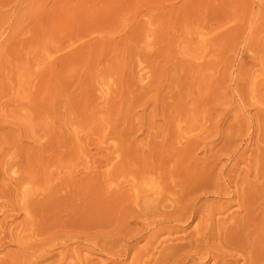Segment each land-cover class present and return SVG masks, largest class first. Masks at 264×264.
I'll return each instance as SVG.
<instances>
[{
  "label": "rangeland",
  "instance_id": "obj_1",
  "mask_svg": "<svg viewBox=\"0 0 264 264\" xmlns=\"http://www.w3.org/2000/svg\"><path fill=\"white\" fill-rule=\"evenodd\" d=\"M262 180L264 0H0V264H264Z\"/></svg>",
  "mask_w": 264,
  "mask_h": 264
},
{
  "label": "bare ground",
  "instance_id": "obj_2",
  "mask_svg": "<svg viewBox=\"0 0 264 264\" xmlns=\"http://www.w3.org/2000/svg\"><path fill=\"white\" fill-rule=\"evenodd\" d=\"M186 135H187V134H186ZM188 137H189V136H188ZM191 137H192V136H191ZM193 137H194V136H193ZM193 137H192V138H193ZM198 137H199V136H198ZM198 137H197V138H198ZM175 138H176V137H175ZM181 138H182V137H181ZM189 138H190V137H189ZM195 138H196V137H195ZM200 138H201V137H200ZM200 138H199V139H200ZM179 139H180V137H179ZM186 139H187V137H186ZM186 139H185V140H186ZM169 140H170V139H169ZM181 140H182V139H181ZM187 140H188V139H187ZM190 140H191V139H190ZM193 140H194V139H193ZM204 140H205V139H204ZM174 141H175V140H174ZM178 141H180V140H178ZM182 141H183V140H182ZM171 142H172V141H171ZM202 142H203V141H202ZM183 143H185V142H183ZM186 143H187V142H186ZM188 143H189V142H188ZM191 143H192V141H191ZM165 144H166V143H165ZM168 144H169V143H168ZM171 144H172V143H171ZM203 144H204V143H203ZM182 145H183V144H182ZM185 145H186V144H185ZM185 145H184V147H185ZM194 145H195V144H194ZM189 146H190V145H189ZM198 146H199V145H198ZM171 147H172V146H171ZM175 147H176V146H175ZM192 147H193V146H192ZM169 150H170V149H169ZM182 150L185 151L186 149L183 148ZM149 151H150V150H149ZM195 151H196V150H195ZM195 151H194V152H195ZM151 152H152V151H151ZM162 152H163V151H162ZM164 152H165V151H164ZM178 152L180 153V151H178ZM208 152H209V151H208ZM187 153H188V152H187ZM190 153H191V151H190ZM172 154H173V153H172ZM172 154H171V155H172ZM182 154H184V152L181 153V155H182ZM210 154H211V153H210ZM161 155H162V154H161ZM176 155H177V154H176ZM178 155H179V154H178ZM178 155H177V156H178ZM181 155H180V158H182ZM215 155H216V154H215ZM174 156H175V155H174ZM174 156H173V157H174ZM194 156H195V155H194ZM206 156H207V155H206ZM167 157H168V156H167ZM186 158H187V155H186ZM190 158H191V157H190ZM211 158H212V157H211ZM214 158H215V157H214ZM164 159H165V158H164ZM184 159H185V158H184ZM168 160H170V159H168ZM175 160H176V159H175ZM186 160H189V159H186ZM196 160H197V159H196ZM173 161H174V160H173ZM176 161H177V160H176ZM197 161H198V160H197ZM197 161H196V162H197ZM178 162H179V160H178ZM192 162H194V161H192ZM209 162H210V161H209ZM161 163H162V162H161ZM176 163H177V162H176ZM184 163H185V162H183V164H184ZM186 163H187V162H186ZM197 163H198V162H197ZM197 163H196V164H197ZM187 164H188V163H187ZM212 164H213V163H212ZM155 165H156V164H155ZM164 165H165V163H164ZM172 165H174V164H172ZM189 165H190V164H189ZM205 165H206V161H205ZM205 165L202 166V167L204 168ZM235 165H236V163H235ZM260 165H261V164H260ZM148 166H149V165H148ZM167 166H168V165H167ZM169 166H170V165H169ZM180 166H182V165H180ZM144 167H147V166L144 165ZM156 167H157V166H156ZM160 167H161V166H160ZM170 167H171V166H170ZM175 167H176V166H175ZM184 167H186V166H184ZM200 167H201V166H200ZM221 167H222V166H221ZM127 168H128V167H127ZM173 168H174V167H173ZM176 168H177V167H176ZM176 168H175V169H176ZM197 168H198V167H197ZM197 168H196V170H197ZM205 168H206V167H205ZM146 169H147V168H146ZM164 169H165V168H164ZM164 169H163V170H164ZM179 169H180V168H179ZM181 169H182V168H181ZM192 169H193V168H192ZM212 169H213V168H212ZM124 170H125V169H124ZM140 170H141V169H140ZM150 170H151V169H150ZM157 170H158V169H157ZM215 170H216V169H215ZM134 171H135V170H134ZM155 171H156V170H155ZM164 171H165V170H164ZM180 171H181V170H180ZM204 171H205V170H204ZM170 172H171V171H170ZM178 172H179V171H178ZM185 172L188 173L189 171H186V170L184 169V173H185ZM191 172H192V171H191ZM191 172H190V173H191ZM196 172H197V171H196ZM206 172H207V171H206ZM259 172H260V171H259ZM144 173H145V170H144ZM148 173H150V172L148 171ZM148 173H147V176H148ZM156 173H157V172H156ZM173 173H174V171H173ZM212 173H213V172H212ZM255 173H256V172H255ZM255 173H254V174H255ZM29 174H30V173H29ZM152 174H153V173H152ZM159 174H160V172H159ZM168 174H169V173H168ZM171 174H172V173H171ZM171 174H170V175H171ZM179 174H180V173H179ZM182 174H183V173H182ZM191 174H192V173H191ZM191 174H190V175H191ZM204 174H205V172H204ZM247 174H248V173H247ZM247 174H246V175H247ZM30 175H31V174H30ZM140 175H141V174H140ZM140 175H139V176H140ZM145 175H146V174H145ZM157 175H158V174H157ZM170 175H169V177H170ZM175 175H176V173H175ZM208 175H210V174H208ZM142 176H144V175H142ZM150 176H151V174H150ZM155 176H156V175H155ZM199 176H200V175H199ZM218 176H219V175H218ZM244 176H245V175H244ZM29 177H30V176H29ZM45 177H46V176H45ZM151 177H152V176H151ZM153 177H154V175H153ZM161 177H162V176H161ZM161 177L158 176V178H161ZM169 177H168V178H169ZM173 177H174V176H173ZM178 177H180L179 180H178L177 176H176L177 180L172 178L173 183L170 182V184H166V183L164 184V183L158 182L159 180H157V179H154V181H153V180L150 181V183H153V184H154V185H149V188H151L150 186L154 187V188H153V189H154V190H153V195H154V194H155V195L153 196L152 193H151V196H153L154 198H155V196H156V199H153V201L155 200V202H154V205H155V206L152 205V204H153V203H152L153 201L150 202L151 204H148L149 202L146 204L147 201H144V204H146V206H148V205H149V206L152 205L153 208H155V210H156V208H157L158 211L161 210V212H162V211H166V212H167V211L169 210V213H170V214H171V212H172V213H173V212H176L175 214H177V212H178L177 210H180V214H179V215H181V218H180V219H182V220L190 219L191 216L197 217V214H198V212H199V211H198L199 208L196 209L195 206H194L193 208H187V206H186V209H178L179 207L182 208V207L180 206V204L178 205V203L181 202V198L183 197V196L181 197L180 195H184V193H185V192L187 191V189H188L187 183H188L189 181H192V179H190L189 177H187L185 174H184V175H178ZM129 178H130V176H129ZM134 178H137V177H134ZM139 178H140V177H139ZM144 178H146V177L144 176ZM144 178H143V179L141 178V179L144 181V180H145ZM155 178H156V177H155ZM163 178H164V177H163ZM165 178H166V177H165ZM165 178H164V179H165ZM181 178H182V179H181ZM192 178H193V175H192ZM195 178H196V177H195ZM219 178H220V177H219ZM227 178H228V177H227ZM255 178H256V177H255ZM29 179H30V178H29ZM151 179H153V178H151ZM164 179H162V180H164ZM170 179H171V177H170ZM203 179H204V178H202V180H203ZM206 179H207V178H206ZM238 179H239V178H238ZM8 180H9V179H8ZM8 180H7V181H8ZM134 180H135V179H134ZM155 180H157V182H155ZM165 180H166V179H165ZM200 180H201V179H200ZM235 180H237V179H235ZM11 181H12V180H11ZM131 181H132V180H131ZM138 181H139V180H138ZM148 181H149V180H148ZM203 181H204V180H203ZM205 181H206V180H205ZM212 181H213V180H212ZM237 181H238V180H237ZM262 181H264V180H262ZM135 182H137V181H135ZM139 182H140V181H139ZM141 182H142V181H141ZM141 182H140V184H142ZM167 182H168V181H167ZM196 182L199 183L198 180H196ZM200 182H201V181H200ZM206 182H207V181H206ZM213 182H214V181H213ZM219 182H220V181H219ZM238 182H239V181H238ZM243 182H244V181H243ZM252 182H253V181H252ZM145 183H147V182L145 181ZM194 183H195V182H194ZM194 183H192L193 186H195ZM210 183H211V182H210ZM220 183H221V182H220ZM255 183H256V182H255ZM260 183H261V182H260ZM118 184H119V183H118ZM127 184H128V182H127ZM129 184H130V183H129ZM136 184H137V183H136ZM148 184H149V183H148ZM6 185H7V184H6ZM11 185H12V184H11ZM143 185L145 186L144 183H143ZM188 185H190V184H188ZM214 185H215V184H214ZM226 185H227V184H226ZM237 185H238V184H237ZM259 185H260V184H259ZM134 186H135V185H134ZM144 186H141V187H144ZM197 186H199V185H197ZM222 186H223V185H222ZM243 186H244V183H243ZM14 187H15V186H14ZM141 187H140V188H141ZM147 187H148V185H147ZM147 187H146V188H147ZM191 187H192V186H191ZM202 187H203V186H202ZM202 187H201V188H202ZM211 187H212V186H211ZM223 187H224V186H223ZM244 187H245V186H244ZM244 187H243V188H244ZM17 188H18V187H17ZM55 188H56V187H55ZM115 188H116V187H115ZM118 188H119V187H118ZM127 188H128V187H127ZM138 188H139V187H138ZM138 188H135V189H138ZM146 188H144V189L142 190V192H141V190H140V192H141V197L143 196V198L146 197V196H148V195H149V192L151 191V190L148 191V190H147L148 188H147V189H146ZM189 188H190V186H189ZM201 188H200V189H201ZM204 188L207 189V186L204 187ZM209 188H210V187H209ZM218 188H219V186H218ZM243 188H242V189H243ZM250 188H251V187H250ZM258 188H259V187H258ZM9 189H10V188H9ZM15 189H16V188H15ZM58 189H59V188H58ZM116 189H117V188H116ZM131 189H133V186H132ZM151 189H152V188H151ZM195 189H196V188H195ZM195 189H194V190H195ZM211 189H212V188H211ZM247 189H248V188H247ZM60 190H61V189H60ZM114 190H115V189H114ZM119 190H120V188H119ZM138 190H139V189H138ZM138 190H136V191H138ZM189 190H190V189H189ZM189 190H188V191H189ZM208 190H209V189H208ZM254 190H255V189H254ZM129 191H130V190H129ZM196 191H197V190H196ZM215 191H216V190H215ZM248 191H249V190H248ZM251 191H252V190H251ZM15 192H16V191H15ZM47 192H48V191H47ZM56 192H57V191H56ZM120 192H121V191H120ZM134 192H135V191H134ZM138 192H139V191H138ZM140 192H139V194H140ZM207 192H208V191H207ZM122 193H123V192H122ZM126 193H127V191H126ZM130 193H131V191H130ZM132 193H133V192H132ZM132 193H131V194H132ZM191 193H194V191H192V192L190 191V194H189L190 196H192ZM201 193H202V192H201ZM213 193H214V192H213ZM248 193H250V192H248ZM260 193H261V192H260ZM123 194H124V193H123ZM134 194H135V193H134ZM136 194H137V193H136ZM187 194H188V193H187ZM226 194H227V193H226ZM241 194H242V193H241ZM244 194H245V193H244ZM258 194H259V192H258ZM262 194H264V193H262ZM51 195H53V194H51ZM189 195H187V196H189ZM203 195H204V194H203ZM223 195H224V194H223ZM252 195H253V194H252ZM130 196H131V195H130ZM137 196H139V195H137ZM151 196H150V199L153 198V197H151ZM215 196H216V195H215ZM233 196H234V195H233ZM243 196H244V195H243ZM260 196H261V195H260ZM48 197H49V196H48ZM92 197H93V196H92ZM131 197H132V196H131ZM239 197H240V195H239ZM245 197H246V196H245ZM254 197H257V196H254ZM261 197H262V196H261ZM132 198H133V197H132ZM135 198H136V195H135ZM146 198H147V197H146ZM148 198H149V197H148ZM183 198H184V197H183ZM203 198H204V197H203ZM250 198H251V197H250ZM24 199H25V198H24ZM24 199H23V200H24ZM89 199H90V198H89ZM112 199H113V198H112ZM139 199H140V196H139ZM139 199H138V200H139ZM144 199H145V198H144ZM187 199H188V198L186 197V201H187ZM206 199H207V198H206ZM122 200H123V199H122ZM129 200H130V199H129ZM138 200H137L136 203L139 204V202L142 201V198H141V201L139 200V202H138ZM145 200H146V199H145ZM239 200H241V199H239ZM246 200H247V199H246ZM260 200H261V198H260ZM44 201H45V200H44ZM61 201H62V199H61ZM87 201H88V200H87ZM90 201H91V200H90ZM134 201H136V199H135ZM148 201H149V199H148ZM258 201H259V200H258ZM258 201H257V202H258ZM30 202H31V201H30ZM32 202H33V201H32ZM191 202H193V201L191 200ZM197 202H198V201H197ZM211 202H213V201H211ZM225 202H226V201H225ZM188 203H189V202H188ZM229 203H230V202H229ZM255 203H256V202H255ZM47 204H48V203H47ZM129 204H131V203H129ZM138 204H136V205L138 206ZM184 204L186 205V203H183V205H184ZM209 204H210V203H209ZM227 204H228V203H227ZM22 205H23V204H22ZM136 205H135V206H136ZM142 205H143V202H142ZM142 205H140V206H142ZM188 205H189V204H188ZM191 205H192V204H191ZM215 205H216V204H215ZM221 205H223V204H221ZM249 205H250V204H249ZM249 205H248V206H249ZM252 205H253V204H252ZM84 206H85V205H84ZM115 206H116V205H115ZM125 206L127 207V205H125ZM135 206H134V207H135ZM140 206H138V207H140ZM178 206H179V207H178ZM205 206H206V205H205ZM223 206H225V205H223ZM238 206H239V205H238ZM248 206H247V207H248ZM132 207H133V205H132ZM183 207H184V206H183ZM189 207H190V206H189ZM191 207H192V206H191ZM196 207H197V206H196ZM211 207H213V206H211ZM219 207H220V206H219ZM242 207H243V206H242ZM256 207H257V206H256ZM151 208H152V207H151ZM153 208H152V209H153ZM201 208H202V207H201ZM237 208H238V207H237ZM237 208H236V209H237ZM254 208H255V207H254ZM118 209H119V208H118ZM136 209H137V208H136ZM138 209H139V208H138ZM148 209H149V208H148ZM148 209H147V210H148ZM152 209H151V210H152ZM216 209H217V208H216ZM216 209H215V211H216ZM250 209H252V207H251ZM54 210H55V209H54ZM121 210H122V209H121ZM124 210H125V209H124ZM131 210H132V208H131ZM141 210H143V209L141 208ZM205 210H206V209H205ZM219 210H220V208H219ZM221 210H222V209H221ZM223 210H224V208H223ZM245 210H246V209H245ZM40 211H41V210H40ZM115 211H116V210H115ZM143 211H144V210H143ZM149 211H150V209H149ZM153 211H154V209H153ZM212 211H214V210H212ZM235 211H236V210H235ZM248 211H249V210H248ZM251 211H252V210H251ZM56 212H57V211H56ZM132 212H133V211H132ZM151 212H152V211H151ZM155 212H156V211H155ZM166 212H164V214H165ZM200 212H201V211H200ZM208 212H209V211H208ZM210 212H211V211H210ZM219 212H221V211H219ZM246 212H247V211H246ZM249 212H250V211H249ZM116 213H117V212H116ZM126 213H127V212H126ZM144 213H146V212H144ZM147 213H148V212H147ZM149 213H150V212H149ZM169 213H168V215H169ZM178 213H179V212H178ZM202 213H203V212H202ZM205 213H206V212H205ZM232 213H233V212H232ZM236 213H237V212H236ZM255 213H256V212H255ZM258 213H260V212H258ZM262 213H264V212H262ZM28 214H29V213H28ZM30 214H31V213H30ZM118 214H119V213H118ZM131 214H133V213H131ZM138 214H139V213H138ZM140 214H141V213H140ZM142 214H143V213H142ZM161 214H162V213H161ZM175 214H174L173 216H175ZM239 214H240V213H239ZM247 214H248V213H247ZM60 215H61V214H60ZM119 215H120V214H119ZM144 215H145V214H144ZM146 215H147V214H146ZM158 215H159V214H158ZM179 215H178V216H179ZM207 215H209V214H207ZM218 215H219V214H218ZM237 215H238V214H237ZM245 215H246V214H245ZM254 215H255V214H254ZM45 216H46V215H45ZM121 216H122V214H121ZM124 216H127V215L124 214ZM132 216H133V215H132ZM154 216H155V215H154ZM171 216H172V214H171ZM173 216H172V217H173ZM178 216H177V219L180 217V216H179V217H178ZM200 216H201V215H200ZM200 216H199V217H200ZM211 216H212V215H211ZM216 216H217V215H216ZM224 216H225V215H224ZM249 216H250V215H249ZM42 217H43V216H42ZM114 217H115V216H114ZM144 217H146V216H144ZM148 217H149V216H148ZM167 217H168V216H167ZM167 217H166V219H167ZM172 217H170V218H172ZM185 217H186V218H185ZM208 217H209V216H208ZM220 217H221V216H220ZM231 217H232V216H231ZM241 217H242V216H241ZM247 217H248V216H247ZM252 217H253V215H252ZM262 217H264V216H262ZM50 218H51V216H50ZM140 218H141V217H140ZM140 218H139V219H140ZM184 218H185V219H184ZM197 218H198V217H197ZM28 219H29V218H28ZM40 219H41V218H40ZM48 219H49V218H48ZM78 219H79V218H78ZM120 219H121V218H120ZM146 219H147V218H146ZM146 219H145V220H146ZM172 219H173V218H172ZM209 219L212 220V218H210V217H209ZM215 219H216V218H215ZM227 219H228V218H227ZM229 219H230V218H229ZM245 219H246V218H245ZM250 219H251V218H250ZM31 220H32V219H31ZM44 220H45V218H44ZM46 220H47V219H46ZM123 220H124V219H123ZM126 220H127V219H126ZM129 220H130V219H129ZM134 220H135V219H134ZM136 220H137V219H136ZM153 220H154V218H153ZM159 220H160V219H159ZM173 220H176V219H173ZM199 220H202V219H199ZM47 221H48V220H47ZM53 221H54V220H53ZM177 221H178V220H177ZM189 221H190V220H189ZM202 221H203V220H202ZM202 221H201V222H202ZM217 221H218V220H217ZM220 221H222V220H220ZM234 221H235V220H234ZM236 221H237V220H236ZM249 221H250V220H249ZM253 221H256V220H253ZM29 222H30V221H29ZM34 222H36V221L34 220ZM136 222H137V221H136ZM147 222H149V221H147ZM174 222H175V221H174ZM180 222H181V221H180ZM237 222H238V221H237ZM245 222H246V221H245ZM124 223H125V222H124ZM126 223H127V221H126ZM159 223H160V222H159ZM182 223H183V222H182ZM229 223H230V222H229ZM35 224H36V223H35ZM200 224H201V223H200ZM232 224H233V223H232ZM246 224H247V223H246ZM130 225H131V223H130ZM161 225H162V224H161ZM178 225H179V224H178ZM194 225H195V224H194ZM198 225H199V223H198ZM202 225H203V224H202ZM217 225H219V224H217ZM226 225H227V224H226ZM237 225H239V224H237ZM240 225H241V224H240ZM35 226H36V225H35ZM141 226H143V225L141 224ZM150 226H151V225H150ZM170 226H171V225H170ZM175 226H176V225H175ZM185 226H186V225H185ZM205 226H206V225H205ZM222 226H223V225H222ZM255 226H256V225H255ZM255 226H254V229H256ZM261 226H262V225H261ZM32 227H33V226H32ZM36 227H39V226H36ZM36 227H35V228H36ZM60 227H61V226H60ZM126 227H127V225H126ZM128 227H129V226H128ZM128 227H127V230H128V231H129V230L131 231V229H128ZM132 227H133V226H132ZM135 227H136V226H135ZM137 227H138V226H137ZM137 227H136V229H137ZM153 227H154V226H153ZM171 227H172V226H171ZM177 227H178V226H177ZM196 227L198 228L199 226L196 225ZM213 227H214V226H213ZM220 227H221V226H220ZM232 227H233V226H231V228H232ZM237 227H238V226H237ZM240 227H241V226H240ZM250 227H251V226H250ZM258 227H259V225H258ZM48 228H49V227H48ZM54 228H55V227H54ZM129 228H130V227H129ZM139 228H140V227H139ZM142 228H143V227H142ZM146 228H148V227H146ZM165 228H166V227H164V230H165ZM168 228H170V227L168 226ZM168 228H166V229H168ZM197 228H196V229H197ZM199 228H200V227H199ZM248 228H249V227H248ZM37 229H38V228H37ZM49 229H50V228H49ZM144 229H145V228H144ZM149 229H150V227H149ZM152 229H153V228H152ZM154 229H155V228H154ZM174 229H175V228H174ZM174 229H172V230H174ZM192 229H193V228H192ZM202 229H203V228H202ZM232 229H233V228H232ZM235 229H236V228H235ZM238 229H239V228H238ZM242 229H243V228H242ZM244 229H245V227H244ZM32 230H33V229H32ZM44 230H45V229H44ZM58 230H60V229H58ZM61 230H62V228H61ZM122 230H123V229H122ZM161 230H163V229H161ZM164 230H163V231H164ZM198 230H199V229H198ZM219 230H220V229H219ZM229 230H230V229H229ZM246 230H247V229H246ZM260 230H261V229H260ZM33 231H35V229H34ZM33 231H32V232H33ZM45 231H47V230H45ZM45 231H44V232H45ZM128 231H127V232H128ZM159 231H160V230H159ZM190 231H191V230H190ZM192 231H193V230H192ZM208 231H209V230H208ZM210 231H211V230H210ZM222 231H223V230H222ZM225 231H226V230H225ZM48 232H49V231H48ZM52 232H53V231H51V233H52ZM55 232H56V231H55ZM55 232H54V233H55ZM61 232H62V231H61ZM61 232H59V233L61 234ZM124 232H125V231H124ZM143 232H144V230H143ZM166 232H167V230H166ZM170 232H171V231H170ZM170 232H169V233H170ZM188 232H189V231H188ZM198 232H199V231H198ZM200 232H201V231H200ZM213 232H214V231H213ZM217 232H218V231H217ZM234 232H235V231H234ZM257 232H258V231H257ZM26 233H27V232H26ZM35 233H36V232H35ZM54 233H53V234H54ZM57 233H58V231H57ZM59 233H58V235L60 236ZM141 233H142V232H141ZM158 233H159V232H158ZM180 233H181V232H180ZM185 233H186V232H185ZM205 233H206V232H205ZM223 233H224V232H223ZM228 233H229V232H228ZM250 233H251V232H250ZM33 234H34V233H33ZM36 234H37V233H36ZM40 234H41V233H40ZM150 234H152V233H150ZM156 234H157V233H156ZM190 234H191V233H190ZM195 234H196V233H195ZM208 234H211V233H208ZM255 234H256V233H255ZM259 234H260V233H259ZM26 235H27V234H26ZM26 235H25V236H26ZM125 235H126V234H125ZM128 235H130V234H128ZM128 235H127V236H128ZM134 235H135V234H134ZM143 235H144V234H143ZM178 235H179V234H178ZM181 235H182V233H181ZM242 235H243V234H242ZM244 235H245V234H244ZM256 235H257V234H256ZM17 236H18V235H17ZM41 236H42V234H41ZM50 236H51V238H53L52 235H50ZM54 236H57V234L54 235ZM117 236H119V235H117ZM132 236H133V235H132ZM167 236H169V235H167ZM183 236H184V235H183ZM186 236H187V234H186ZM206 236H207V235H206ZM210 236H212V234H211ZM210 236H209V237H210ZM217 236H218V234H217ZM230 236H231V235H230ZM230 236H229V237H230ZM234 236H235V235H234ZM236 236H238V235L236 234ZM259 236H260V235H258V238H260V240H261V237H259ZM42 237H43V236H42ZM42 237H41V238H42ZM60 237H62V235H61ZM149 237H151V236H149ZM170 237H171V236H170ZM200 237H201V236H200ZM244 237H245V236H244ZM247 237H248V236H247ZM247 237H246V238H247ZM251 237H252V236H251ZM39 238H40V237H39ZM44 238H45V236H44ZM139 238H140V237H139ZM160 238H161V237H160ZM163 238H164V237H163ZM174 238H175V237H174ZM178 238H179V237H178ZM194 238H195V237H194ZM202 238H203V237H202ZM253 238H254V237H253ZM262 238H264V237H262ZM19 239H20V238H19ZM19 239H18V240H19ZM21 239H22V236H21ZM21 239H20V240H21ZM25 239H26V238H25ZM29 239H30V238H29ZM29 239H28V240H29ZM34 239H35V238H34ZM37 239H38V238H36V241H37ZM112 239H113V238H112ZM151 239H152V238H151ZM168 239H169V238H168ZM186 239H188V238H186ZM192 239H193V238H192ZM195 239H196V238H195ZM197 239H198V238H197ZM210 239H211V238H210ZM214 239H216V238H214ZM221 239H222V237H221ZM223 239H224V238H223ZM230 239H231V237H230ZM240 239H241V238H240ZM242 239H243V238H242ZM255 239H256V238H255ZM44 240H45V239H44ZM58 240H59V238H58ZM127 240H128V239H127ZM137 240H138V239H137ZM148 240H149V239H148ZM153 240H154V239H153ZM161 240H162V239H160V241H161ZM166 240H167V239H166ZM181 240H182V239H181ZM189 240H190V239H189ZM200 240H201V239H200ZM205 240H206V239H205ZM217 240H218V239H217ZM248 240H249V239H248ZM253 240H254V239H253ZM260 240H259V241H260ZM40 241H41V239H40ZM40 241H38V243H39ZM46 241H48V239H47ZM50 241H51V239H50ZM146 241H147V239H146ZM168 241L171 242V240H168ZM172 241H173V240H172ZM174 241H175V240H174ZM179 241H180V240H179ZM182 241H183V240H182ZM191 241H192V240H191ZM219 241H220V237H219ZM229 241H230V240H229ZM244 241H245V240H244ZM249 241H250V240H249ZM257 241H258V240H257ZM259 241H258V242H259ZM262 241H264V240H262ZM21 242H22V241H21ZM21 242H20V243H21ZM158 242H159V240H158ZM176 242H177V241H176ZM180 242H181V241H180ZM186 242H187V241H186ZM186 242H185V243H186ZM188 242H189V241H188ZM198 242H199V241H198ZM225 242H226V241H225ZM231 242H232V241H231ZM251 242H252V241H251ZM254 242L256 243V241H254ZM254 242H253V244H254ZM47 243H48V242H47ZM54 243H55V242H54ZM54 243H53V244H54ZM112 243H113V242H112ZM146 243H147V242H146ZM150 243H151V242H150ZM160 243H161V242H160ZM163 243H164V242H163ZM171 243H172V242H171ZM189 243H191V242H189ZM193 243H194V242H193ZM193 243H192V244H193ZM210 243H211V242H210ZM217 243H219V242L217 241ZM220 243L222 244L221 241H220ZM237 243H238V242H237ZM240 243H241V242H240ZM247 243H248V242H247ZM259 243H261V242H259ZM40 244H42V243H40ZM51 244H52V243H51ZM175 244H176V247H177L178 244H177V243H175ZM175 244H173V245H175ZM186 244H187V243H186ZM198 244H199V243H197V245H198ZM206 244H207V243H206ZM249 244H250V242H249ZM261 244H264V242H262ZM261 244H260V245H261ZM29 245H30V244L28 243V246H29ZM42 245H43V244H42ZM48 245H49V244H48ZM56 245H57V244H56ZM134 245H135V244H134ZM158 245H159V243H158ZM189 245H190V244H189ZM197 245H196V246H197ZM208 245H209V244H208ZM208 245H207V246H208ZM222 245H223V244H222ZM225 245L227 246L226 243H225ZM260 245H258V247H259ZM37 246H38V245H37ZM219 246H220V245H219ZM231 246H232V245H231ZM242 246H243V245H242ZM245 246H246V245H245ZM253 246H254V245H253ZM261 246H262V245H261ZM24 247H25V246H24ZM54 247H55V246H54ZM129 247H130V246H129ZM171 247H172V246H171ZM171 247H170V248H171ZM181 247H183V246H181ZM189 247H190V246H189ZM194 247H195V246H194ZM194 247H193V249H195ZM221 247H222V246H221ZM227 247H228V246H227ZM229 247H230V245H229ZM229 247H228V248H229ZM233 247H234V246H233ZM249 247H250V246H249ZM256 247H257V246H256ZM32 248H34V246H33ZM46 248H47V247H46ZM153 248H154V247H153ZM161 248H162V247H161ZM167 248H168V247H167ZM207 248H208V247H207ZM214 248H215V246H214ZM228 248H226V249H228ZM237 248H238V247H237ZM131 249H132V248H131ZM136 249H137V248H136ZM165 249H166V248H165ZM187 249H188V247H187ZM190 249H191V247H190ZM197 249H198V247H197ZM211 249H213V248H211ZM224 249H225V248H224ZM226 249H225V250H226ZM235 249H236V248H235ZM248 249H251V248H248ZM253 249H254V247H253ZM253 249H252V250H253ZM259 249H260V247L257 248V250H259ZM29 250H30V249H29ZM29 250H27V251H29ZM35 250H36V249H35ZM39 250H41V249L39 248ZM39 250H38V248H37V251H39ZM123 250H124V249H123ZM125 250H126V249H125ZM128 250L130 251V248H129ZM158 250H159V249H158ZM171 250H172V249H171ZM178 250H179V249H178ZM199 250H200V249H199ZM199 250H198V251H199ZM201 250H202V249H201ZM205 250H206V249H205ZM229 250H231V248H230ZM238 250H239V249H238ZM262 250H264V249H262ZM31 251H32V250H31ZM53 251H54V250H53ZM55 251H56V250H55ZM132 251H133V249H132ZM154 251H155V250H154ZM163 251H164V250H163ZM166 251H167V249H166ZM180 251H181V250H180ZM186 251H187V250H186ZM186 251H185V252H186ZM195 251H197V250H195ZM208 251H209V250H208ZM212 251H213V250H212ZM236 251H237V250H236ZM236 251H234V252H236ZM243 251H244V250H243ZM245 251H246V250H245ZM34 252H35V251H34ZM122 252H123V251H122ZM124 252H125V251H124ZM145 252H146V251H145ZM169 252H170V251H169ZM173 252H174V251H173ZM173 252H171V253H173ZM221 252H224V250H221ZM225 252H226V251H225ZM237 252H238V251H237ZM248 252L250 253V254H248V255H253V253H254V251L252 252L251 250H250V251L248 250ZM260 252H261V251H260ZM260 252L258 251V254H259ZM32 253H33V252H32ZM35 253H36V252H35ZM127 253H128V252H127ZM142 253H143V252H142ZM148 253H149V252H148ZM152 253H153V252H152ZM183 253H184V251H183ZM186 253H187V252H186ZM206 253H207V252H206ZM206 253H205V254H200V256H201V255L204 256V255H206ZM213 253H214V252H213ZM226 253H227V252H226ZM230 253H231V252H230ZM44 254H45V253H44ZM47 254H51V253H47ZM47 254H46V256H47ZM150 254H151V252H150ZM157 254H158V253H157ZM165 254H166V253H165ZM175 254H176V252H175ZM192 254H193V253H192ZM198 254H199V252H198ZM208 254H209V253H208ZM221 254H222V253H221ZM236 254H237V253H236ZM238 254H239V253H238ZM238 254H237V255H238ZM258 254H257V259H258ZM143 255H144V254H143ZM146 255H148V254H146ZM161 255H162V254H161ZM177 255H178V254H177ZM185 255H186V254H185ZM185 255H184V257L187 258V256H185ZM188 255H189V253H188ZM212 255L215 256L214 254H212ZM223 255H224V254H223ZM229 255H230V254H229ZM237 255H235L236 258H237ZM246 255H247V254H246ZM248 255H247V256H248ZM254 255H255V254H254ZM254 255H253V257H254ZM43 256H44V255H43ZM154 256H155V255H154ZM170 256H171V255H170ZM172 256H173V255H172ZM213 256H212V257H213ZM220 256H221V255H220ZM230 256H231V255H230ZM239 256H242V255H239ZM255 256H256V255H255ZM259 256H260V255H259ZM262 256H264V253H262ZM262 256H261V257H262ZM53 257H54V256H53ZM140 257H141V256H140ZM144 257H145V256H144ZM144 257H143V258H144ZM155 257H156V256H155ZM168 257H169V256H168ZM173 257H174V256H173ZM177 257H179V256H177ZM181 257H182V256H181ZM197 257H198V256H197ZM206 257H207V256H206ZM218 257H219V256H217V260L219 259ZM231 257H232V256H231ZM32 258H33V257H32ZM48 258H49V257H48ZM131 258H132V257H131ZM138 258H139V257H138ZM182 258H183V257H182ZM215 258H216V256L214 257V259H215ZM229 258H230V257H229ZM236 258H235V260H236ZM240 258H241V257H240ZM246 258H247V257H246ZM250 258H251V260L253 259L251 256H250ZM254 258H256V257H254ZM49 259H50V258H49ZM161 259H162V256H161ZM161 259H160V261H161ZM171 259H172V258H171ZM200 259H201V258H200ZM204 259H206V258H204ZM211 259H212V258H211ZM214 259H213V260H214ZM135 260H136V259H135ZM139 260H140V259H139ZM141 260H142V259H141ZM157 260H159V259H157ZM157 260H156V261H157ZM166 260H167V259H166ZM190 260H191V259H190ZM217 260H216V263H217ZM220 260H222V258H221ZM224 260H225V259L222 260V263H223V264H233V262H234V260H229L228 262H226V261H224ZM145 261H146V260H145ZM148 261H149V260H148ZM163 261H164V260H163ZM167 261H168V260H167ZM181 261H182V260H181ZM223 261H224V262H223ZM244 261H245V260H244ZM254 261H255V263H257L256 259H254ZM259 261H261V260H259ZM262 261H264V259H262ZM262 261H261V262H262ZM133 262H134V261H133ZM135 262H136V261H135ZM171 262H172V261H171ZM173 262H175V261H173ZM190 262H192V261H190ZM197 262H198V261H197ZM242 262H243V261H242ZM245 262H247V260H246ZM250 262H251V263H250ZM250 262H247V264H248V263L252 264L253 261H250ZM261 262H260V263H261ZM1 263H2V262H1ZM46 263H47V261H46ZM159 263H160V262H159ZM181 263H182V262H181ZM192 263H193V262H192ZM213 263H214V262H213ZM234 263H235V262H234ZM255 263H254V264H255ZM51 264H52V263H51ZM131 264H133V263H131ZM140 264H141V263H140ZM142 264H143V262H142ZM144 264H146V263H144ZM150 264H151V263H150ZM167 264H168V263H167ZM171 264H172V263H171ZM182 264H183V263H182ZM185 264H186V263H185ZM195 264H196V263H195ZM199 264H200V263H199ZM235 264H236V263H235ZM258 264H259V263H258Z\"/></svg>",
  "mask_w": 264,
  "mask_h": 264
}]
</instances>
